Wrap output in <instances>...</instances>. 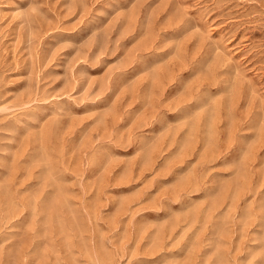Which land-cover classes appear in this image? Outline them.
I'll return each instance as SVG.
<instances>
[{
	"label": "rangeland",
	"instance_id": "rangeland-1",
	"mask_svg": "<svg viewBox=\"0 0 264 264\" xmlns=\"http://www.w3.org/2000/svg\"><path fill=\"white\" fill-rule=\"evenodd\" d=\"M0 264H264V0H0Z\"/></svg>",
	"mask_w": 264,
	"mask_h": 264
}]
</instances>
